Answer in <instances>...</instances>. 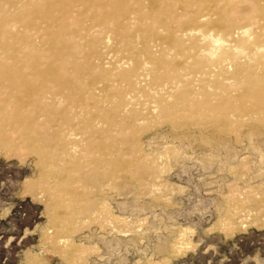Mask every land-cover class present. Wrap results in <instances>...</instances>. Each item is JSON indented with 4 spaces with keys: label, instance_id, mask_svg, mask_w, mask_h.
Segmentation results:
<instances>
[{
    "label": "rangeland",
    "instance_id": "374dc122",
    "mask_svg": "<svg viewBox=\"0 0 264 264\" xmlns=\"http://www.w3.org/2000/svg\"><path fill=\"white\" fill-rule=\"evenodd\" d=\"M17 1L0 0V122H15L20 113L51 137L73 130L82 153L62 155L66 145L57 138L33 149L17 142L10 154L0 152V264H264V116L237 114L224 125L216 114L164 111L159 118L146 114L139 130L113 133L111 114L92 109L65 125L82 106L109 111L114 92L101 88L95 98L82 97L79 76L56 60L57 53L97 71L99 53L118 57L114 44L100 42L92 20L99 13L87 3L21 0L32 30L9 13ZM59 13L73 21L63 25ZM70 30L81 40L64 41ZM75 42L80 46L72 47ZM81 79L90 83L88 76ZM235 87L226 92L237 96ZM46 99L56 109L42 116L36 104ZM147 99L142 103H151ZM243 191L247 195H239ZM255 204L258 212L250 210ZM66 239L78 252L63 246ZM180 243L185 249L179 253Z\"/></svg>",
    "mask_w": 264,
    "mask_h": 264
},
{
    "label": "bare ground",
    "instance_id": "6f19581e",
    "mask_svg": "<svg viewBox=\"0 0 264 264\" xmlns=\"http://www.w3.org/2000/svg\"><path fill=\"white\" fill-rule=\"evenodd\" d=\"M22 1L18 0L15 5H11L9 13L20 20L25 27L36 30L28 21V17H30L28 13L20 12L21 5L19 4ZM80 1L87 3L90 9L99 13L94 14L92 18L94 22L99 24V30L96 34L103 37L100 42L107 41L110 45L114 44L113 49L118 57L111 58L112 52L110 55L109 53L105 55L99 53L97 66L95 65L97 71L86 70L77 62L79 59L75 60L69 57L63 60V56L59 52L56 55V60H62L63 66L68 71L79 76L76 79L79 82L76 90H79L82 97L92 99L101 88L103 93L113 90L114 96L108 102L109 111H103L96 105L93 107L82 106L72 119L65 121V125H69L74 120H79L84 110L90 111L92 109L99 115H104L105 118L111 114L110 122L108 119L107 121L113 133L115 130L124 127L133 132L139 130L146 121V114L159 118L164 111H177L187 115L202 114L207 118L216 114L222 119L224 125H230L229 122L233 123L234 115L237 114L246 113V116L250 117L264 116V0ZM63 8H66L67 12L70 6L64 4ZM66 12H63L64 15L68 14ZM64 15H58L62 16L59 19L62 20L63 25L68 21H73ZM14 30L16 27L12 26L11 31ZM62 37L64 41L72 38L81 40L82 38L75 30L66 32ZM59 40L62 38L60 37ZM78 46H80L79 42L72 44L74 48ZM192 74L195 75L194 82L197 85L192 81V83L189 82L190 78H194ZM65 76L61 75L59 79L63 85L68 83ZM81 76L90 77V83L81 79ZM6 77L13 78L11 75ZM16 79L22 78L17 77ZM45 83L42 80L39 81V84L43 86ZM192 84H195L196 87ZM234 85H236L235 88L239 87L238 93L236 92L237 96H233L232 92L230 93L232 95L226 92V90L229 91L226 86L234 87ZM7 90L12 92L17 89L10 88ZM142 97L148 98L147 100H151V103H144L145 101L142 103ZM62 99L58 101L63 102L64 99ZM46 100L52 103L36 104V108L42 116H49L56 109L53 100ZM2 105L0 100V110H3ZM15 119V122H0V152L10 154L15 149L17 142L24 147L33 149L34 144H43L53 138L65 143L67 149L65 147V152L62 155L74 158L81 152L77 145L78 136L74 135L73 130L67 129V133L63 135L62 133L65 132L63 128L62 135L57 134L55 137H51L39 133L33 128L38 124V120L36 121L31 116L22 121L19 113ZM92 120L97 121L96 117ZM94 122L91 123V126ZM43 124L41 123L40 126ZM97 125H99V120ZM125 157L126 155L124 157L122 155V158ZM28 185H31L32 188V183ZM47 192L45 191V193ZM55 193L57 195V192ZM247 193L243 191L239 195L244 196ZM44 195L39 193L38 197L46 199ZM53 196L55 195L53 194ZM70 204L72 205V203ZM70 207L69 209H71ZM57 210L59 212L58 208ZM61 242L65 243L63 246L69 250L73 249L74 253L78 252V248L69 239ZM184 249L185 247L183 248L182 243H180L175 251L180 253Z\"/></svg>",
    "mask_w": 264,
    "mask_h": 264
},
{
    "label": "crops",
    "instance_id": "0c3cea01",
    "mask_svg": "<svg viewBox=\"0 0 264 264\" xmlns=\"http://www.w3.org/2000/svg\"><path fill=\"white\" fill-rule=\"evenodd\" d=\"M251 211H255V212H258L260 210V204H255L254 206V210L251 208L250 209Z\"/></svg>",
    "mask_w": 264,
    "mask_h": 264
}]
</instances>
